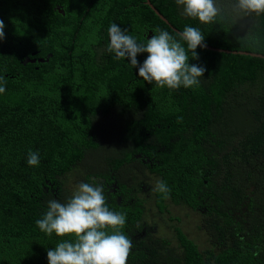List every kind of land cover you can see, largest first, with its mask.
<instances>
[{
  "label": "trees",
  "instance_id": "trees-1",
  "mask_svg": "<svg viewBox=\"0 0 264 264\" xmlns=\"http://www.w3.org/2000/svg\"><path fill=\"white\" fill-rule=\"evenodd\" d=\"M150 2L180 31L200 29L207 45L264 55V13L238 10L237 0H215L220 11L208 24L185 16L175 0ZM0 19V264H48V249L75 239L35 223L58 200L53 188L75 168L117 170L134 153L153 161L171 189L167 199L190 205L195 194L211 211L199 226L204 247L175 227L180 252L151 236L132 247L127 264H264V57L198 47L189 63L206 67L200 84L173 90L143 81L129 60L106 50L111 23L145 44L150 31L178 33L146 0H0ZM115 110L119 124L103 126L105 142L88 139L87 116ZM226 147L236 167L222 170L237 182L219 192L214 160ZM30 150L39 152L38 166L27 163ZM248 183L254 195L245 206ZM227 191L236 202L221 197ZM138 211L122 207L127 222Z\"/></svg>",
  "mask_w": 264,
  "mask_h": 264
},
{
  "label": "clouds",
  "instance_id": "clouds-1",
  "mask_svg": "<svg viewBox=\"0 0 264 264\" xmlns=\"http://www.w3.org/2000/svg\"><path fill=\"white\" fill-rule=\"evenodd\" d=\"M183 7V14L198 19L203 24L214 21L219 13L215 0H175ZM235 7L245 12L264 13V0H237ZM6 25L0 19V40L5 38ZM107 51L117 59H127L138 75L149 84L169 89L193 88L207 71L202 64H190V58L198 60V47H206L205 36L200 29L185 26L176 35L158 30L145 43L129 34L128 28L117 23L108 27ZM186 43V47L184 44ZM191 52V56H189ZM147 53L140 63L138 54ZM6 91V81L0 76V93ZM182 119L178 117V120ZM39 152H28L27 163L38 166ZM154 191L167 199L171 189L164 180H158ZM37 227L47 235H74V241L64 240L48 249V264H127L133 247L132 240L122 231L126 225V213L112 211L106 204L104 186L98 181L81 182L72 196L64 203L48 202L47 211L36 220ZM111 229V231H109Z\"/></svg>",
  "mask_w": 264,
  "mask_h": 264
},
{
  "label": "flooded vegetation",
  "instance_id": "flooded-vegetation-1",
  "mask_svg": "<svg viewBox=\"0 0 264 264\" xmlns=\"http://www.w3.org/2000/svg\"><path fill=\"white\" fill-rule=\"evenodd\" d=\"M92 115L93 118H89L87 119L88 121L85 122L91 125L89 129L88 139L91 136L93 139H95V142H105V139L103 140L102 136L104 131L103 126L109 127L113 124H119V121L114 118L121 115V113L115 110L106 116H104L101 112L90 114L87 117H90ZM102 147H104L103 143ZM228 153L229 150L226 147V149L223 151L224 158L223 156H218V158L214 160V162H216V164L218 165L219 171L213 172V179L215 181L217 191L219 192H222L228 188L235 187L237 182V178L234 173L228 175L225 171L222 170L225 164L229 165L233 169L236 167L233 161H227ZM92 154L93 153L91 152L89 155L93 156ZM132 157L133 160H131L128 165L125 164L124 167H120L117 170L112 168H107L105 170L95 169V173H89L93 170L89 169L82 174L79 173L78 168H75L76 170L73 169V171H69L63 177L62 185H59L57 188H53L58 201L66 202L72 196L74 190H72V188L69 186V179L71 176L74 177V182L78 183V185L81 182L93 183V181H98L104 186L106 204L110 210L122 212L123 206H130L139 209L137 214L131 215L129 221H126V225L122 229V231L132 240L133 247H135L137 242L143 239H147V237H165L171 242L168 244L169 247L174 248L176 252H180L182 248L180 247L179 241L175 234L176 231L174 230V236L171 235V237L166 235H159V225L155 221H149L148 219H146L145 215L155 210V213L153 212V216L157 214L159 215V217H161V214L163 213L169 214V208L171 206H181L183 208H186V210L197 213L200 217V221L202 222V219H204L208 215V213H210L211 207L205 204L206 201L204 202L201 199L198 200L199 197L193 194L190 198H188V200L192 199L193 203L195 204L188 205L185 203L182 205L176 203L172 199H165L163 204H166V207L160 209L158 204L159 193L154 191V187L156 182L158 181V177L156 172L150 169L151 165L154 166L153 161L143 158L140 153H134L132 154ZM202 169L210 172L206 167H202ZM247 179L249 180L248 177ZM248 185L250 186V189L247 192L246 199L242 200V203L245 206H248L252 203L251 200L254 195L253 183H248ZM221 197H223L225 201L229 203L237 201V199L235 198L236 193L233 191H227ZM167 220H175L179 222L180 218L169 216ZM158 222L161 223L162 221L160 220ZM163 224L167 223L163 222ZM199 226H201V224L198 225V229L203 230L200 229ZM175 227L179 226L175 225L174 229ZM180 229L182 230V228ZM109 230L111 231V229ZM183 233L185 232L183 231ZM185 235L191 241L198 243L190 238L186 233Z\"/></svg>",
  "mask_w": 264,
  "mask_h": 264
},
{
  "label": "rangeland",
  "instance_id": "rangeland-1",
  "mask_svg": "<svg viewBox=\"0 0 264 264\" xmlns=\"http://www.w3.org/2000/svg\"><path fill=\"white\" fill-rule=\"evenodd\" d=\"M69 181V186L72 188V190L75 191L78 187V183L74 182L73 176L70 177ZM169 210V214L163 213L161 214V217H159V215L157 214L153 216V212L155 213V210L145 215L146 219H148L149 221H155L159 225V235H166L169 237H171V235L174 236V226L177 225L182 228V230L190 238L198 242L201 248L208 243L205 233L202 230L198 229V225L202 224V222L200 221V217L197 213L186 210V208H183L181 206H171ZM169 216L178 217L180 218V221H168L167 218ZM160 220L162 221L161 223L158 222ZM163 222L167 224H163Z\"/></svg>",
  "mask_w": 264,
  "mask_h": 264
},
{
  "label": "water",
  "instance_id": "water-1",
  "mask_svg": "<svg viewBox=\"0 0 264 264\" xmlns=\"http://www.w3.org/2000/svg\"><path fill=\"white\" fill-rule=\"evenodd\" d=\"M146 3L155 11V13L164 21L166 22V24H168L173 30H175L176 32H182L179 29H177L174 25H172L170 23V21L159 11L156 9V7L150 2V0H146ZM59 9V8H58ZM60 10V9H59ZM61 11V10H60ZM62 12V11H61ZM152 36L151 31L149 32V34L146 36L147 39H149ZM207 49L213 50V51H223V52H227V53H239V54H245V55H251V56H256V57H264L263 54L260 53H253V52H248V51H231L228 49H222V48H217V47H213L210 45L206 44ZM43 61V60H41Z\"/></svg>",
  "mask_w": 264,
  "mask_h": 264
}]
</instances>
